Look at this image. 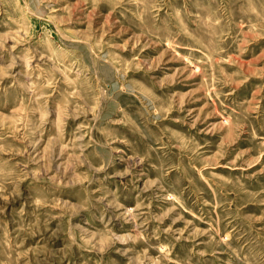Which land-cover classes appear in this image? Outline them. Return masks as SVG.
Listing matches in <instances>:
<instances>
[{
  "label": "rangeland",
  "instance_id": "1",
  "mask_svg": "<svg viewBox=\"0 0 264 264\" xmlns=\"http://www.w3.org/2000/svg\"><path fill=\"white\" fill-rule=\"evenodd\" d=\"M0 264H264V0H0Z\"/></svg>",
  "mask_w": 264,
  "mask_h": 264
}]
</instances>
